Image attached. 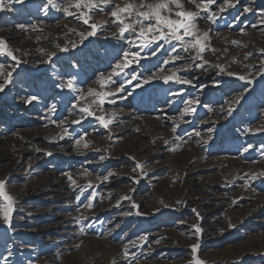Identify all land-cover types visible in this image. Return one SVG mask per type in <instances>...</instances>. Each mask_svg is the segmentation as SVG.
<instances>
[{
  "label": "rangeland",
  "instance_id": "1",
  "mask_svg": "<svg viewBox=\"0 0 264 264\" xmlns=\"http://www.w3.org/2000/svg\"><path fill=\"white\" fill-rule=\"evenodd\" d=\"M5 2L0 38L21 63L0 92V180L7 181L16 200L12 227L0 221V264H194L197 257L205 264H264V176L251 178L264 172V131H247L264 126V0H215L210 5L217 13L214 23L207 18L210 12H200V31L209 33L210 47L217 51L204 53V69L181 72L192 85L161 80L139 88L135 81L126 84L115 103L104 105L106 118L113 119L107 129L92 117L71 123L81 116L79 106L72 107L80 97L58 85L74 78L86 95L124 52L137 51L128 43L134 39L131 33L116 35L111 6L92 14L91 23L100 28L87 36L89 25L47 0ZM114 2L123 6L127 0ZM183 3L195 10L189 0ZM63 29H72L75 37L67 32L70 38L61 46L57 34ZM141 51L145 58L129 73L147 76L159 67L167 73L190 63L180 51L183 60L163 65L174 54L167 45L156 57ZM52 52L56 55L49 60ZM0 64L7 72L15 61L0 55ZM113 79L116 87L127 78ZM33 95L38 99L27 103ZM238 96H243L239 104H230ZM189 99L199 100L196 112L183 114ZM230 106L236 110L228 116ZM62 128L68 133L63 139ZM209 129H214L211 139ZM85 133L87 149L75 143ZM137 163L144 167L133 172ZM104 176L109 179H97ZM50 182L57 184L47 188ZM90 201L92 207H85ZM194 223L204 229L198 238L190 227ZM197 242L200 247L193 253L191 245ZM128 247L133 248L128 258L120 259Z\"/></svg>",
  "mask_w": 264,
  "mask_h": 264
},
{
  "label": "snow or ice",
  "instance_id": "2",
  "mask_svg": "<svg viewBox=\"0 0 264 264\" xmlns=\"http://www.w3.org/2000/svg\"><path fill=\"white\" fill-rule=\"evenodd\" d=\"M12 3H22L23 0H10ZM195 7V10H188L185 8L183 0H127V2L121 6L114 2V0H68L66 5H58L54 3V0H47V4L62 11L69 16H76L77 19L83 21L84 24L89 25L90 31L87 33V36L96 35L97 30L100 28L99 24L91 23L92 14L95 11L103 12L105 8L110 7V16L113 18L112 22L117 25L118 33L116 35L118 38L125 37L126 33H131L134 36V39L129 40L128 43L133 45L137 51L134 52H124L123 58L117 63L113 71L107 75L101 73L98 80L96 81L98 88H89L87 94L85 95L83 90L76 86L75 79H68L66 83L58 85L60 88H67L70 91L76 92L80 99L77 100L76 104H73L72 107L76 108L79 106V111L81 116L79 119H74L71 121L73 124H80L82 120L87 117L94 118L103 128L107 129L113 123L111 117L106 118V113L104 109L105 103H115V97L125 91V85L131 84L135 81L134 87H142L143 84H148L153 80H161L165 84L175 83L180 85H192V80L185 78L181 75L182 71H188L193 68L195 69H204L205 65L208 63L204 59V53L206 51H212L213 53L217 50L210 47V37L207 31L201 32L197 24V19L200 12H210V18L213 23L217 18V13L211 11L210 5L215 2V0H202V2H197V0H189ZM232 3L228 4V7H234ZM75 9L73 12L71 9ZM8 10V4L5 0H0V12ZM47 8L44 9L47 12ZM224 9L221 8L220 11ZM246 12H251V8H246ZM21 29H24V25H19ZM82 38H86L84 33L80 34ZM232 43H238L233 41ZM169 46L171 49L172 55H169L167 59L163 60L161 63L167 65L169 63L175 64L177 61L183 60L185 57L181 56L179 53L183 51L190 63L183 64L181 67H174L165 73L163 67H159L158 71L153 72L151 75H143L142 73H137L132 71L129 73L127 70L130 69L133 65H140L142 59L145 58L144 53L141 50H148L147 55L150 57H156L161 50H165V46ZM65 51L67 49H64ZM264 51V50H262ZM0 55H6L10 57L11 60L15 61V64L12 66L11 71H4V65L0 64V76L3 77V82L0 83V92H4L6 87L12 83L13 72L20 66V59L14 54V52L8 47L7 42L0 38ZM49 60L51 57L56 55L55 52L49 53ZM199 61V63H197ZM214 67H219V65H214ZM264 67V66H262ZM221 72L225 70L220 69ZM123 74L126 76V80L121 82L118 86L116 81L113 79L115 76H120ZM228 76H237L240 81H245L247 84L253 83L252 79L245 75H238L233 72H227ZM264 75V72L261 73ZM131 94V93H129ZM174 96L181 95L180 92L171 93ZM87 97H91V101L87 104L81 105V100H86ZM38 97L33 95L27 99V103H32L37 100ZM243 99V96L236 97L230 104H239ZM187 105L183 109V114H194L196 112L195 105L199 104L198 99H189L185 101ZM207 107V106H205ZM235 107L230 106L226 109V115L231 116L235 111ZM50 111L55 113L56 109L53 106ZM97 112L100 114L97 115ZM182 114V115H183ZM113 117L115 113L112 114ZM55 123V121H53ZM175 131V129H173ZM214 129H209L208 139H211V132ZM248 132H260L264 131V126L258 127L256 129L248 128ZM65 135H68L67 130L65 129ZM86 133L80 139L76 140L75 143L78 147L87 149L89 143L85 139ZM196 136L201 137L199 131L195 132ZM63 139V136L61 137ZM166 143H168L166 141ZM178 147V146H177ZM250 145L244 148V151H248ZM171 151H176L177 148H171ZM47 155L51 156L52 152H47ZM104 159V157H101ZM143 165L137 163L136 167L133 168V172L136 171V168L143 169ZM109 175H114L110 173ZM259 176H264V172L259 174H253L252 179H256ZM69 179L72 180L71 175L69 174ZM97 179L101 182L107 181L109 176L98 177ZM136 184H139V179L137 177L131 178ZM72 183H75L72 180ZM93 185L90 182L88 188H92ZM92 199H95V194H90ZM125 200H131L130 196H124ZM80 198L77 197V200ZM85 207L91 208V201L88 204L84 205ZM167 206V205H166ZM133 207H137L133 202ZM192 211L200 219L199 212L195 208ZM16 212V200L7 190V181L0 180V221L3 224L7 225L9 228L12 227L13 216ZM131 213H126L125 215H130ZM140 214V213H138ZM194 230V235L198 238L204 229L199 223H194L190 226ZM229 227L234 228L235 225L230 224ZM81 233L84 232V229H80ZM141 239H144L143 237ZM134 243V242H133ZM199 242L192 244L191 248L193 253H196L199 249ZM125 255L127 256V249L125 250ZM194 264H205V262L198 257L194 260ZM238 264V262H237Z\"/></svg>",
  "mask_w": 264,
  "mask_h": 264
},
{
  "label": "bare ground",
  "instance_id": "3",
  "mask_svg": "<svg viewBox=\"0 0 264 264\" xmlns=\"http://www.w3.org/2000/svg\"><path fill=\"white\" fill-rule=\"evenodd\" d=\"M60 24V23H59ZM69 26V25H68ZM60 29V28H59ZM64 30V29H63ZM62 30V31H63ZM69 31H71L72 33H71V38H73V37H75V32L72 30V29H68V30H64L63 32H61V33H59V34H57V35H59L60 37H61V39H60V41H61V44H59V45H64L65 43H63V42H65L66 41V39L67 38H70L69 36H67L66 34H67V32H69ZM80 37V36H79ZM56 40V39H55ZM76 40V39H75ZM132 40V39H131ZM52 41V40H51ZM48 44V43H47ZM46 45V44H45ZM51 45V44H50ZM49 46V45H48ZM57 46V45H56ZM46 49V48H45ZM40 50V49H39ZM43 50V49H42ZM38 53H39V51H38ZM45 53V52H44ZM42 55H43V53H42ZM39 56V55H38ZM40 57H41V55H40ZM35 61V60H34ZM40 62V61H39ZM1 80V79H0ZM120 96V95H119ZM122 98H123V96H121ZM124 100V99H123ZM122 100V101H123ZM116 101H118V100H116ZM125 102V101H124ZM158 113V112H157ZM163 114V113H162ZM159 116V115H158ZM156 117V116H155ZM155 119V118H154ZM162 119H164V118H162ZM171 119V118H170ZM158 120V119H157ZM156 121V120H155ZM158 122V121H157ZM160 122V121H159ZM67 130V129H66ZM60 134L63 136V137H68V135H65L64 134V132L65 131H63V128L62 129H60ZM195 132V131H194ZM191 134V133H190ZM61 140V139H60ZM63 150H65V149H63ZM57 183H54V182H50V183H46V186H47V188H52V187H54L55 185H56ZM22 196H27V192L24 194V195H22ZM24 198V197H23ZM19 199H21V198H19ZM20 201V200H19ZM22 208V207H21ZM139 246V249H141L142 248V245H138ZM131 249H133V248H131V247H128L127 248V256L125 255V250L126 249H124L123 250V252H121V254L119 255V258L121 259L122 258V260L124 259H127L128 258V255H129V253H131L130 251H131Z\"/></svg>",
  "mask_w": 264,
  "mask_h": 264
}]
</instances>
